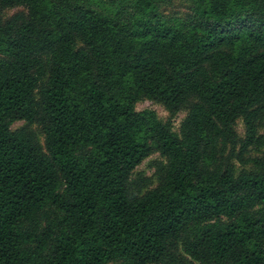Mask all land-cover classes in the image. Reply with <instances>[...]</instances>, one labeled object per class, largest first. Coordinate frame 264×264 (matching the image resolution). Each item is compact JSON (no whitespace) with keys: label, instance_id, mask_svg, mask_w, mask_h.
I'll list each match as a JSON object with an SVG mask.
<instances>
[{"label":"trees","instance_id":"16d2710c","mask_svg":"<svg viewBox=\"0 0 264 264\" xmlns=\"http://www.w3.org/2000/svg\"><path fill=\"white\" fill-rule=\"evenodd\" d=\"M119 1L0 0V264H264V0Z\"/></svg>","mask_w":264,"mask_h":264},{"label":"rangeland","instance_id":"374dc122","mask_svg":"<svg viewBox=\"0 0 264 264\" xmlns=\"http://www.w3.org/2000/svg\"><path fill=\"white\" fill-rule=\"evenodd\" d=\"M93 8L110 12L112 15H116V11L120 10V17L126 18V13L129 11V8H126L125 5L121 4L119 0H87ZM159 3V11L164 16V18H176V17H184L190 9L191 0H158ZM125 7V8H124ZM24 11L25 9L22 6H16L12 8H6L2 11V17L7 18L15 12ZM135 110L143 111V110H153L162 122L169 123L171 126V130L175 133H179L180 123L186 117L188 110L181 109L174 115H170V113L166 110L164 105L154 99L148 98L146 96L141 95L136 103H135ZM26 122L24 120H18L12 123L11 129H17ZM31 129L34 130L38 136V140L41 144H43V134L40 131V128L36 124H32ZM236 131L238 134L243 137L245 132V126L242 119H238L236 123ZM259 132L264 134V127L261 126L259 128ZM264 151V146L260 148L252 147L249 151V155H261ZM159 162H165L164 158L161 157L157 152L151 154L147 158H145L132 172L131 179L135 180L140 176L146 177L148 180L145 183V186L142 188L143 191L152 188L157 185L158 183V174L156 173L155 166ZM236 172H239L241 169H249L254 170L255 167L252 163H247L245 165L239 164L237 161H234ZM110 264H120V262H114ZM193 264H197L193 262Z\"/></svg>","mask_w":264,"mask_h":264}]
</instances>
